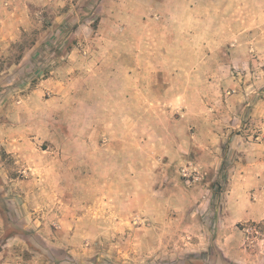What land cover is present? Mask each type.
<instances>
[{
  "label": "rangeland",
  "instance_id": "obj_1",
  "mask_svg": "<svg viewBox=\"0 0 264 264\" xmlns=\"http://www.w3.org/2000/svg\"><path fill=\"white\" fill-rule=\"evenodd\" d=\"M0 264H264V0H0Z\"/></svg>",
  "mask_w": 264,
  "mask_h": 264
}]
</instances>
